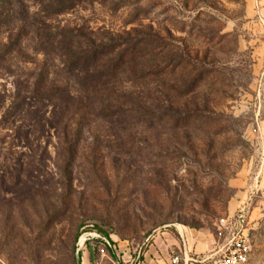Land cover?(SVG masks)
Returning <instances> with one entry per match:
<instances>
[{"label":"rangeland","instance_id":"rangeland-1","mask_svg":"<svg viewBox=\"0 0 264 264\" xmlns=\"http://www.w3.org/2000/svg\"><path fill=\"white\" fill-rule=\"evenodd\" d=\"M44 26L141 42L144 78L114 97L144 109L60 120L42 89L74 84L38 48ZM3 51L0 264L169 258L182 237L214 261L243 237L264 264V0H0Z\"/></svg>","mask_w":264,"mask_h":264},{"label":"trees","instance_id":"trees-1","mask_svg":"<svg viewBox=\"0 0 264 264\" xmlns=\"http://www.w3.org/2000/svg\"><path fill=\"white\" fill-rule=\"evenodd\" d=\"M44 27L32 32L34 39L37 40L38 48L42 52L47 51L46 54L50 52L60 56L59 58L64 60L66 79L73 81L74 84L73 91H69L66 86L42 89L43 93L39 99L46 100L53 109L60 110L63 116L60 120L73 122L80 112H88L91 108L96 109L95 105L111 113L117 110L116 114H122L127 109L136 110L141 106L144 109V103L137 104L135 100L124 94L123 99L126 100L124 104L116 101L117 98L114 97L122 83L128 84L133 79L144 78V66H139L144 55V50L140 48L141 42L127 45L126 49L119 51L115 43L97 44L86 35L60 34L54 29ZM6 52L3 51L0 56H8ZM91 98H99V104L91 102ZM16 105L22 110L28 108L24 98H18ZM98 232L107 240L105 234ZM106 243L108 247L111 246L108 240ZM147 251V246L140 249L142 257Z\"/></svg>","mask_w":264,"mask_h":264},{"label":"built area","instance_id":"built-area-1","mask_svg":"<svg viewBox=\"0 0 264 264\" xmlns=\"http://www.w3.org/2000/svg\"><path fill=\"white\" fill-rule=\"evenodd\" d=\"M249 247L243 237L235 238L231 242L221 258L214 261L213 264H248ZM190 259L185 251H181L179 255H173L165 264H188ZM128 264H144V256L142 257L140 250L135 253L134 258Z\"/></svg>","mask_w":264,"mask_h":264},{"label":"crops","instance_id":"crops-1","mask_svg":"<svg viewBox=\"0 0 264 264\" xmlns=\"http://www.w3.org/2000/svg\"><path fill=\"white\" fill-rule=\"evenodd\" d=\"M182 242H183V250L182 251H185L187 256H188V259H190V262L188 264H213L214 259H211L212 257L207 256V254L206 255L204 254L206 251L205 248L199 246L198 244L195 245L192 240H190V239L185 240L183 237H182ZM159 252L161 254H163L162 258H160L158 256V252L157 253L155 252L156 255H154V254L152 255L151 252L148 254L146 253L144 255V264H165L170 259L171 256L168 258V250L167 249H161L160 248ZM153 258H157V259L153 260ZM159 258L165 259V260L159 261Z\"/></svg>","mask_w":264,"mask_h":264}]
</instances>
